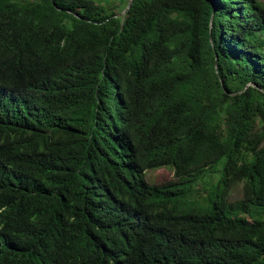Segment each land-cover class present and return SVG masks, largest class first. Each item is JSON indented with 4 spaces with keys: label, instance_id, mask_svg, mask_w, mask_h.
Here are the masks:
<instances>
[{
    "label": "trees",
    "instance_id": "16d2710c",
    "mask_svg": "<svg viewBox=\"0 0 264 264\" xmlns=\"http://www.w3.org/2000/svg\"><path fill=\"white\" fill-rule=\"evenodd\" d=\"M129 1L0 0V264H264V0Z\"/></svg>",
    "mask_w": 264,
    "mask_h": 264
},
{
    "label": "rangeland",
    "instance_id": "374dc122",
    "mask_svg": "<svg viewBox=\"0 0 264 264\" xmlns=\"http://www.w3.org/2000/svg\"><path fill=\"white\" fill-rule=\"evenodd\" d=\"M173 178V170L169 167L151 169L147 170L146 172V179L150 183H160ZM240 189L241 185H237L235 188H233L232 192L230 193V198L233 199L234 197H240ZM253 215H255L257 218H264V206L256 208Z\"/></svg>",
    "mask_w": 264,
    "mask_h": 264
},
{
    "label": "water",
    "instance_id": "95a60500",
    "mask_svg": "<svg viewBox=\"0 0 264 264\" xmlns=\"http://www.w3.org/2000/svg\"><path fill=\"white\" fill-rule=\"evenodd\" d=\"M131 1V0H130ZM130 1H129V4H130ZM129 4H128V6L121 12V14L122 13H124L125 11H126V9L129 7Z\"/></svg>",
    "mask_w": 264,
    "mask_h": 264
}]
</instances>
